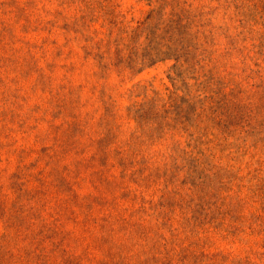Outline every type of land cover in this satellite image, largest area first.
<instances>
[{"label": "rangeland", "instance_id": "obj_1", "mask_svg": "<svg viewBox=\"0 0 264 264\" xmlns=\"http://www.w3.org/2000/svg\"><path fill=\"white\" fill-rule=\"evenodd\" d=\"M0 264H264V0H0Z\"/></svg>", "mask_w": 264, "mask_h": 264}]
</instances>
